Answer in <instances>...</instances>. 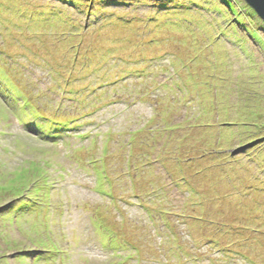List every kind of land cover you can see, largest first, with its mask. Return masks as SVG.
Returning a JSON list of instances; mask_svg holds the SVG:
<instances>
[{
    "label": "rangeland",
    "instance_id": "374dc122",
    "mask_svg": "<svg viewBox=\"0 0 264 264\" xmlns=\"http://www.w3.org/2000/svg\"><path fill=\"white\" fill-rule=\"evenodd\" d=\"M236 1L0 0V264H264V22Z\"/></svg>",
    "mask_w": 264,
    "mask_h": 264
},
{
    "label": "trees",
    "instance_id": "16d2710c",
    "mask_svg": "<svg viewBox=\"0 0 264 264\" xmlns=\"http://www.w3.org/2000/svg\"><path fill=\"white\" fill-rule=\"evenodd\" d=\"M236 1V0H235ZM236 6L241 10V11H243V10H245V12H247V13H249V14H251V15H253V16H255L256 18H259L258 17V15H257V13L251 8V7H249V6H247L242 0H237L236 1ZM236 6L235 5H233V3H230V8H231V11L232 12H234V16H235V20H236V22L239 24L240 23V25L241 24H243L244 22H245V18L246 17H244V13H238V9L236 8ZM262 21V20H261ZM263 22V21H262ZM245 28H246V30H248V31H250L251 29L249 28V27H246V26H244ZM45 121L46 122H49V123H51L52 125H54V122L53 121H51V120H49L48 118L47 119H45ZM55 126V125H54ZM50 128H52V127H50ZM39 129H42L43 131H45V130H47L48 128H46V127H44L43 125H41L40 127H39ZM27 178H29V179H31L32 181V184L31 185H33V189L34 188H36V189H43V190H46V187L47 188H50V183H49V181L48 182H46V181H44L43 183L40 181V180H43V179H36V176L35 175H33V177H27ZM26 178V179H27ZM24 179V178H23ZM26 179H24V180H26ZM34 183V184H33ZM31 185H30V187H28V188H31ZM28 188H26L25 187V189H28ZM17 190V192L20 190V189H16ZM21 192V191H20ZM19 192V193H20ZM2 194H3V192H2ZM1 198H2V196H1ZM20 198H22V196H19L17 199H20ZM29 200L31 201V202H33V199H32V197H29ZM48 216H50V214H48ZM109 241H112V240H109ZM108 241V242H109ZM112 243H115V242H113L112 241ZM47 252H49V251H47ZM40 263V258L38 257V259H36L35 261H34V264H39Z\"/></svg>",
    "mask_w": 264,
    "mask_h": 264
},
{
    "label": "water",
    "instance_id": "95a60500",
    "mask_svg": "<svg viewBox=\"0 0 264 264\" xmlns=\"http://www.w3.org/2000/svg\"><path fill=\"white\" fill-rule=\"evenodd\" d=\"M245 3L251 7L264 22V0H244Z\"/></svg>",
    "mask_w": 264,
    "mask_h": 264
}]
</instances>
